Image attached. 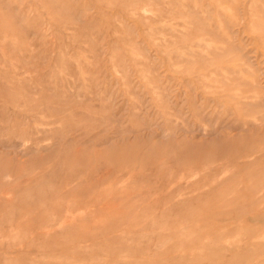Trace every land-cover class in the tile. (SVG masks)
Returning <instances> with one entry per match:
<instances>
[{
  "label": "rangeland",
  "instance_id": "obj_1",
  "mask_svg": "<svg viewBox=\"0 0 264 264\" xmlns=\"http://www.w3.org/2000/svg\"><path fill=\"white\" fill-rule=\"evenodd\" d=\"M0 264H264V0H0Z\"/></svg>",
  "mask_w": 264,
  "mask_h": 264
}]
</instances>
